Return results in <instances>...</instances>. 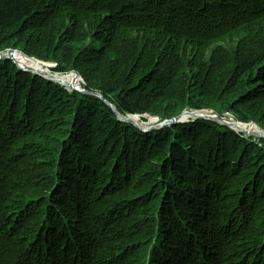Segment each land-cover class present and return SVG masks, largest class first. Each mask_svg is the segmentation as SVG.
Wrapping results in <instances>:
<instances>
[{
    "label": "trees",
    "instance_id": "trees-1",
    "mask_svg": "<svg viewBox=\"0 0 264 264\" xmlns=\"http://www.w3.org/2000/svg\"><path fill=\"white\" fill-rule=\"evenodd\" d=\"M9 48L80 73L124 116L211 108L264 130V0H0ZM199 120L149 134L97 95L0 60V246L13 264L142 251L137 264H264V149ZM30 177L33 230L8 221Z\"/></svg>",
    "mask_w": 264,
    "mask_h": 264
},
{
    "label": "rangeland",
    "instance_id": "rangeland-1",
    "mask_svg": "<svg viewBox=\"0 0 264 264\" xmlns=\"http://www.w3.org/2000/svg\"><path fill=\"white\" fill-rule=\"evenodd\" d=\"M6 52L7 53H9V52H12V53H20V54H23V55H25V56H27L29 58H32L34 60H37L36 61L37 63L41 62V63L45 64L44 66H46V67H47V65H49L50 67H48V68L52 71V73L56 74V77H57V75H59V76L60 75L61 76L62 75L67 76L68 74H73L76 77H78V79H79V82L78 83H80V78H79L80 73H78L76 71H66V72L57 71V70H55V68L57 67V63L54 62V61L42 60V59H38L35 56H29V55L25 54L23 52V50H21L19 48H13V49L12 48H9V49H6L5 51H2L0 53H6ZM0 60H2V59H0ZM13 62L16 65L19 66L18 63H16L15 61H13ZM22 64H25V63H22ZM25 65H27V64H25ZM19 68H21V67L19 66ZM36 74H38V73H36ZM38 75H40V74H38ZM81 80H82L81 81L82 88L85 89L84 87H86V83H85V81H84V79H83L82 76H81ZM64 86H66V85H64ZM66 87H67L68 90H71V91L74 90V89L69 88V86H66ZM190 109L191 108H186L185 110L182 111V113L185 112V111H192ZM208 109H210L209 111L211 112V115L213 117V118L211 117V119L213 121L219 122L223 126L225 125V127L228 126V128L231 129V130H233L237 135L238 134L244 135V138H246L247 140L253 141V143H255L256 145H258L260 149H264V138L259 137L258 136V133H257V132H262L264 134V131H263V128L262 127L260 128L259 126H257L259 129L258 130H255L254 129V133L253 134H245L244 132H241V131L236 130V127H235L234 124L237 125L238 122H240V123L241 122L242 123H247V124L254 123V122H251V121L250 122L243 121L240 118L235 117L234 114H232V113H230V112H228L226 110L223 111L221 117H219L218 116V113L215 112L213 109H211V108H208ZM216 116H218L221 119H216L217 118ZM59 118H62L61 120H63V119H65V116L59 117ZM131 118H132L133 121H135L136 123H138V125L141 126L142 128H143V126L145 124L150 123V126L147 129L148 131H146V133H149V134L152 131H154V130H159L158 127L156 126L158 123H161V122H163L165 120H168L167 118H162L159 115H155V114H151V115H148V116H140V117H138V116H132ZM193 118L194 117H192V118L191 117H187L186 120H187L188 123H192L191 121H196V120L200 121L199 120L200 118H197V119H193ZM211 119H209V120H211ZM66 121H69V119L66 118ZM66 126L69 127V124H66ZM151 127H153V128H151ZM253 153L254 154H252L251 156H249L250 158H255L253 156L255 154H257V152L254 151ZM23 155L24 154H22V153H20V152L17 151V157L18 158H20ZM114 158H115V156H114ZM42 161H43V163L44 162H47L48 164L51 163V162H48L46 159H44ZM114 163H116V162L114 161ZM41 168H42L41 169L42 176H41V178H38V180H40V181L42 180V178H45L44 176H46V175H44V174H47V172H48L47 171V168L45 166H41ZM31 169H29L28 172ZM54 172H56V171L54 170ZM25 174H27V173H25ZM52 176H53V172H52ZM30 184H33V178L31 179V177H30V181L28 183H26L24 186L19 187V189H18V195L16 197L13 196V197H9L8 198L7 202H9V203L22 202L21 205L16 203L15 206H16L17 211H16V213L14 215H12L11 217L8 218V221L10 223H12V224H18V223L21 222V223H23V226H24L25 229L27 228L29 230H33L34 227L36 226V222L38 220L42 219V210H41V212L39 214H36L35 207H33L34 204L31 201L32 199L34 200L33 195L30 194V193L28 194L29 190L31 189L30 188ZM44 185H46V184L44 183ZM24 187H29V190L27 192H25L24 191ZM35 203H36V201H35ZM85 208L87 210H89V208L87 206ZM36 215H39L38 219H36V217H35ZM111 247L113 249H115V250H117V248H118V246H117L116 243L113 244V245H111ZM135 247L136 246H132V245L131 246H128L129 250L131 248H135ZM144 254H145L144 251H142V254L139 257H137L136 256L137 254H134V252L133 253L131 252L130 256H128L127 258H124L123 259L122 264H137L139 262V260H141L140 258ZM16 255H17V253L11 247L0 246V262H2V263L4 262V264H6V263L7 264H13V263H15V257H16ZM116 259H117V262L116 263H112V261H108L105 264H120V261H119L118 256L116 257Z\"/></svg>",
    "mask_w": 264,
    "mask_h": 264
},
{
    "label": "water",
    "instance_id": "water-1",
    "mask_svg": "<svg viewBox=\"0 0 264 264\" xmlns=\"http://www.w3.org/2000/svg\"><path fill=\"white\" fill-rule=\"evenodd\" d=\"M0 59H9V60H13L15 61L16 63L19 64V66L22 68V69H25V70H29V71H34V73H38L42 76H44L45 78H48V79H51V80H56V81H59V82H62L60 79L58 78H55V75L54 73H52V71L48 68L50 67L49 65L44 66L45 64L39 62L41 65L40 67L38 68H31V66H28V65H25V64H22L20 62L17 61V59L15 58V53H12V52H9V53H0ZM37 61V60H36ZM51 72H50V71ZM79 78H80V83H79V86H75L73 83H69L67 82L66 85L69 86V88L71 89H74V90H77V91H80V92H83V93H87V94H94V95H97L99 96L100 98H102L117 114L118 118L121 120V121H124V122H129V123H132L134 125H136L138 128L144 130V131H148L147 129L149 128L150 126V123L148 124H145L143 126V128L141 126L138 125V123H136L135 121L132 120V116H138L140 117V115H132V114H128L127 116H124L122 115L116 106H114L112 103H110L109 101H107L101 93L99 92H94V91H87L85 89L82 88V85H81V76L79 75ZM210 109H205V110H192V111H185L183 112L182 114L178 115V116H175L171 119H168V120H165L161 123H158L156 126L159 128H162L164 126H167V125H172V124H175V123H178V122H187V117H194L193 119H197V118H204V119H211L212 115H211V112L209 111ZM203 112V113H202ZM210 112V113H209ZM217 118L216 119H221L219 118L218 116H216ZM213 118V117H212ZM212 120V119H211ZM240 123V122H238ZM241 124H244L246 126L248 125H254V126H258L257 124L255 123H250V124H247V123H242ZM235 127H236V130L238 131H241V132H244L245 134H253L254 132L249 130V129H240L238 128V126L236 124H234ZM153 128V127H151ZM264 131V130H263ZM258 133V136L259 137H262L264 138V134L262 132H257Z\"/></svg>",
    "mask_w": 264,
    "mask_h": 264
},
{
    "label": "bare ground",
    "instance_id": "bare-ground-1",
    "mask_svg": "<svg viewBox=\"0 0 264 264\" xmlns=\"http://www.w3.org/2000/svg\"><path fill=\"white\" fill-rule=\"evenodd\" d=\"M15 58L17 59L18 62L22 61V62L28 63L29 64L28 66H31V68H33V67H35V68L40 67V64L37 63L36 60H34L32 58H29V57H27V56H25L23 54L15 53ZM55 78L60 79L62 82H59V81H56V80H54V81H56L58 83H61L63 85H66V83L69 82V83H73L75 86H79V83H78L79 82V79H78V77H76L73 74H68L67 76H64V75H62V76L60 75L59 76V75H57V77L55 75ZM237 126L240 129H243V130L244 129L245 130L246 129H249V130H251L253 132H254V129L255 130H258L259 129L257 126H254V125H248V126H246V125L241 124V123H237Z\"/></svg>",
    "mask_w": 264,
    "mask_h": 264
},
{
    "label": "clouds",
    "instance_id": "clouds-1",
    "mask_svg": "<svg viewBox=\"0 0 264 264\" xmlns=\"http://www.w3.org/2000/svg\"><path fill=\"white\" fill-rule=\"evenodd\" d=\"M76 262H77V261H76ZM76 262H75V263H76Z\"/></svg>",
    "mask_w": 264,
    "mask_h": 264
}]
</instances>
